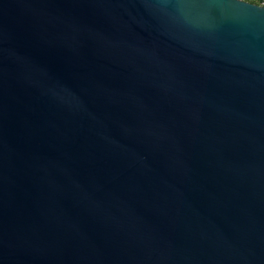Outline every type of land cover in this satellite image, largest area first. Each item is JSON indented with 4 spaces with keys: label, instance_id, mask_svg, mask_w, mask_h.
Segmentation results:
<instances>
[{
    "label": "water",
    "instance_id": "95a60500",
    "mask_svg": "<svg viewBox=\"0 0 264 264\" xmlns=\"http://www.w3.org/2000/svg\"><path fill=\"white\" fill-rule=\"evenodd\" d=\"M0 264H264V8L0 0Z\"/></svg>",
    "mask_w": 264,
    "mask_h": 264
},
{
    "label": "built area",
    "instance_id": "2783aa9c",
    "mask_svg": "<svg viewBox=\"0 0 264 264\" xmlns=\"http://www.w3.org/2000/svg\"><path fill=\"white\" fill-rule=\"evenodd\" d=\"M255 2L253 4L258 5L259 7L264 8V0H254Z\"/></svg>",
    "mask_w": 264,
    "mask_h": 264
},
{
    "label": "trees",
    "instance_id": "16d2710c",
    "mask_svg": "<svg viewBox=\"0 0 264 264\" xmlns=\"http://www.w3.org/2000/svg\"><path fill=\"white\" fill-rule=\"evenodd\" d=\"M243 1H247L249 3H254L255 2L254 0H243Z\"/></svg>",
    "mask_w": 264,
    "mask_h": 264
}]
</instances>
